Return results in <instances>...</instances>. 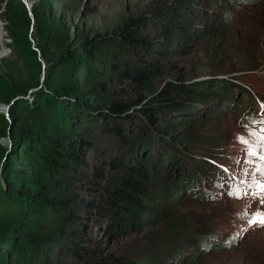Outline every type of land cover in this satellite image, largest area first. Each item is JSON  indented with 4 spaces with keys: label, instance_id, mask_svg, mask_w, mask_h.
<instances>
[{
    "label": "trees",
    "instance_id": "trees-1",
    "mask_svg": "<svg viewBox=\"0 0 264 264\" xmlns=\"http://www.w3.org/2000/svg\"><path fill=\"white\" fill-rule=\"evenodd\" d=\"M91 1L28 0L31 19L20 0H0L12 53L0 61V103L9 106L0 113V264H167L119 254L107 235L162 223L160 210L182 188L156 191L154 171L191 175L170 148L189 140L206 105L225 98L219 83L189 82L171 59L224 33L229 1L171 0L103 34ZM232 44L225 40L222 53ZM93 130L120 150L89 171Z\"/></svg>",
    "mask_w": 264,
    "mask_h": 264
},
{
    "label": "rangeland",
    "instance_id": "rangeland-1",
    "mask_svg": "<svg viewBox=\"0 0 264 264\" xmlns=\"http://www.w3.org/2000/svg\"><path fill=\"white\" fill-rule=\"evenodd\" d=\"M169 1L92 0L90 6L95 26L103 34L127 17L144 15ZM227 1L231 6L224 33L202 38L171 59L185 69L187 81L219 83L225 98L206 105L200 122L186 130L189 140L170 148L171 156L189 166L191 175L184 169H169V174L164 168L154 171L162 177L156 180V191L170 190L171 184L182 188L180 198L160 210L162 223L114 238L97 234L107 235L108 244L119 254H137L145 262L166 258L167 264H182V255L192 256L194 262L188 264H264V223L255 220L264 213V142L260 140L264 136V0ZM201 7L202 13L214 14ZM225 40L233 44L223 54ZM9 43L0 26V61L12 58ZM219 104L224 113L217 112ZM5 112L0 103V113ZM214 115L218 117L207 118ZM88 136L94 141L86 161L89 171L119 153L112 136L94 130ZM0 143L6 146L7 139ZM203 173L204 179L197 180ZM192 242L197 244L191 247ZM210 248L216 253L207 255Z\"/></svg>",
    "mask_w": 264,
    "mask_h": 264
},
{
    "label": "water",
    "instance_id": "water-1",
    "mask_svg": "<svg viewBox=\"0 0 264 264\" xmlns=\"http://www.w3.org/2000/svg\"><path fill=\"white\" fill-rule=\"evenodd\" d=\"M21 2H22V4L25 6V8H26V10H27V12H28V14H29V16H30V18L32 19V14H31V11H30V4H29V2H28V0H20ZM43 79V76H42V78H41V80ZM8 109H9V106H7L6 108H5V115L7 116L8 115Z\"/></svg>",
    "mask_w": 264,
    "mask_h": 264
},
{
    "label": "snow or ice",
    "instance_id": "snow-or-ice-1",
    "mask_svg": "<svg viewBox=\"0 0 264 264\" xmlns=\"http://www.w3.org/2000/svg\"><path fill=\"white\" fill-rule=\"evenodd\" d=\"M261 142H264V136H262L260 138ZM242 142H246V141H242ZM262 159H264V156L261 157ZM256 221H259L260 223H264V213H258L255 217ZM251 222H255V221H251Z\"/></svg>",
    "mask_w": 264,
    "mask_h": 264
}]
</instances>
